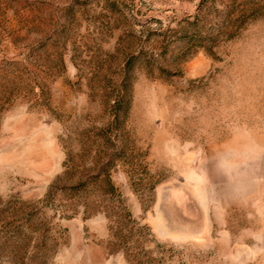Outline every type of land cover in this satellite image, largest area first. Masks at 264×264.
I'll use <instances>...</instances> for the list:
<instances>
[{
    "label": "rangeland",
    "instance_id": "rangeland-1",
    "mask_svg": "<svg viewBox=\"0 0 264 264\" xmlns=\"http://www.w3.org/2000/svg\"><path fill=\"white\" fill-rule=\"evenodd\" d=\"M0 83V264H264V0H0Z\"/></svg>",
    "mask_w": 264,
    "mask_h": 264
},
{
    "label": "trees",
    "instance_id": "trees-1",
    "mask_svg": "<svg viewBox=\"0 0 264 264\" xmlns=\"http://www.w3.org/2000/svg\"><path fill=\"white\" fill-rule=\"evenodd\" d=\"M4 86H5L4 83H0V109L1 107H3L6 100L4 99L5 98L4 96L6 95L5 90H8ZM9 89H11V87H9ZM114 115H115L113 119L114 122L120 123L121 114L115 113ZM95 164L96 162L93 163V165ZM96 165L89 167L87 171H80L76 179H74L75 177L73 171H68V170L63 171V174L57 178L55 185L53 184V186H51V189L47 193L45 200L46 198H48V196H50V193H52L53 189L55 193L68 192L73 196L80 194L81 192L84 194L87 193L91 194L94 193L96 190H100L99 194L101 193L103 195L113 193L114 187L109 176V171H102V169L100 171L96 169L97 168ZM93 170H97V171H93ZM90 183L91 186H93L96 189H87ZM28 212L30 213L32 212V210H29Z\"/></svg>",
    "mask_w": 264,
    "mask_h": 264
}]
</instances>
